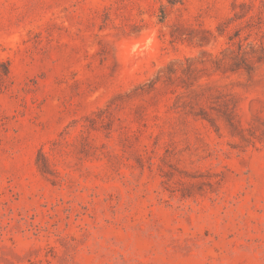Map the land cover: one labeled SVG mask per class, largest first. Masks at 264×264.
I'll list each match as a JSON object with an SVG mask.
<instances>
[{"label":"rangeland","instance_id":"rangeland-1","mask_svg":"<svg viewBox=\"0 0 264 264\" xmlns=\"http://www.w3.org/2000/svg\"><path fill=\"white\" fill-rule=\"evenodd\" d=\"M0 264H264V0H0Z\"/></svg>","mask_w":264,"mask_h":264}]
</instances>
